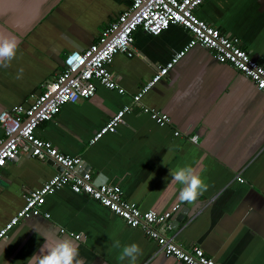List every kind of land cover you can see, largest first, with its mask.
<instances>
[{
  "label": "crops",
  "instance_id": "1",
  "mask_svg": "<svg viewBox=\"0 0 264 264\" xmlns=\"http://www.w3.org/2000/svg\"><path fill=\"white\" fill-rule=\"evenodd\" d=\"M130 5L131 0H0V32L19 38L15 58L0 67V113L32 103L42 84L64 69L67 53L90 47ZM195 12L239 38L264 65V0H206ZM189 38L180 25L157 36L138 29L137 55L118 53L109 66L125 93L99 85L92 97L66 104L36 133L59 151L81 156L86 171L96 179L102 173L140 209L164 213L177 206L170 233L183 247L200 246L219 264H264V91L211 49H190L142 97L170 115V124L161 126L137 108L116 131L91 143L154 75L155 65L166 64ZM181 167H192L206 186L195 202L178 199L183 186L170 173ZM60 171L56 163L24 152L2 165L0 229L31 190ZM42 209L50 216L22 219L0 241V264H29L54 239L76 243L85 264H129L117 256L132 243L141 249L134 264H185L158 253L157 241L142 228L69 187L47 195ZM116 241L121 248L113 247Z\"/></svg>",
  "mask_w": 264,
  "mask_h": 264
},
{
  "label": "built area",
  "instance_id": "2",
  "mask_svg": "<svg viewBox=\"0 0 264 264\" xmlns=\"http://www.w3.org/2000/svg\"><path fill=\"white\" fill-rule=\"evenodd\" d=\"M205 1L131 0L130 7L105 27L95 43L84 50L67 53L64 69L42 84L41 92L34 96L32 103L17 104L0 113V128L3 129L0 135V179L2 165L14 161L22 152L31 153L41 160H53L62 168L26 195L23 207L0 229V241L22 219L41 214L49 217L50 214L44 213L42 209L47 195L69 187L75 193L97 200L130 226L142 228L145 234L157 241L158 253L175 257L185 264H219L200 246L185 248L176 241L175 234L170 233L173 228L171 219L177 206L164 213L140 209L129 202L116 186L108 182L98 185L92 172L81 171V156L59 151L53 142L36 133L40 124L55 117L66 104L92 97L99 85L125 93L109 66L118 53L130 57L137 55L134 45L138 29L157 36L171 25H180L190 33V38L166 64L155 65L154 75L133 95L130 103L100 128L91 143L108 132L116 131L123 117L137 108L161 126L170 124V115L144 104L142 97L166 78L171 68L195 46L211 49L219 61L229 63L249 77L259 90L264 91V65L242 47L239 38L225 35L219 27L196 14V9ZM175 135H181V132L177 130ZM189 139L197 142L198 137L190 135ZM237 180L244 181L240 175H237ZM80 236L76 235L78 238Z\"/></svg>",
  "mask_w": 264,
  "mask_h": 264
},
{
  "label": "clouds",
  "instance_id": "3",
  "mask_svg": "<svg viewBox=\"0 0 264 264\" xmlns=\"http://www.w3.org/2000/svg\"><path fill=\"white\" fill-rule=\"evenodd\" d=\"M18 48V37L0 32V67L10 65L16 56ZM170 175L173 178V182H179L183 186L178 196V199L182 202H195L201 192L206 190L201 177L192 167H181L177 170L171 169ZM106 181L107 177L101 173L97 177L96 183L99 185ZM113 247L121 248L120 242L116 241ZM140 252V247L135 243L125 245L117 256V260L124 261L127 259L129 260V264H134ZM28 260L29 264H85V261L79 258L78 245L71 239H54L50 243L45 241L40 252L34 254Z\"/></svg>",
  "mask_w": 264,
  "mask_h": 264
},
{
  "label": "water",
  "instance_id": "4",
  "mask_svg": "<svg viewBox=\"0 0 264 264\" xmlns=\"http://www.w3.org/2000/svg\"><path fill=\"white\" fill-rule=\"evenodd\" d=\"M29 154H31V153H29ZM48 163H52V164H55V162L53 161V160H48ZM84 165H85V163H81V165H80V170L82 171H86V170H88V167H84ZM60 167V166H59ZM60 170H62V168L60 167ZM178 220L180 219V217H178L177 218Z\"/></svg>",
  "mask_w": 264,
  "mask_h": 264
},
{
  "label": "snow or ice",
  "instance_id": "5",
  "mask_svg": "<svg viewBox=\"0 0 264 264\" xmlns=\"http://www.w3.org/2000/svg\"><path fill=\"white\" fill-rule=\"evenodd\" d=\"M0 163H2V161H0Z\"/></svg>",
  "mask_w": 264,
  "mask_h": 264
}]
</instances>
